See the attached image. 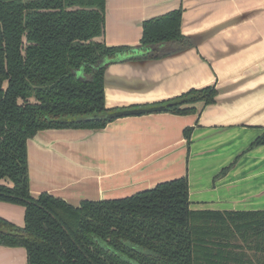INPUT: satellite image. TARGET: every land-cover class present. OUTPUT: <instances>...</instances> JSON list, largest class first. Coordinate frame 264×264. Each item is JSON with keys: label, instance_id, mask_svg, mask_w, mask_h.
<instances>
[{"label": "trees", "instance_id": "1", "mask_svg": "<svg viewBox=\"0 0 264 264\" xmlns=\"http://www.w3.org/2000/svg\"><path fill=\"white\" fill-rule=\"evenodd\" d=\"M181 14L143 22L140 47L190 45ZM104 29L105 0H0V202L24 209L21 228L0 218V246L24 249L26 264H264V211H193L186 176L77 207L47 193L31 197L26 145L36 133L190 115L194 104L215 101V87L206 86L105 108L103 62L132 48L107 47ZM263 144L261 136L251 146Z\"/></svg>", "mask_w": 264, "mask_h": 264}, {"label": "crops", "instance_id": "2", "mask_svg": "<svg viewBox=\"0 0 264 264\" xmlns=\"http://www.w3.org/2000/svg\"><path fill=\"white\" fill-rule=\"evenodd\" d=\"M177 9L190 45L141 48L143 22ZM103 39L132 48L103 62L105 108L154 104L206 86L215 87V101L194 104L190 115L36 133L26 145L31 197L47 193L77 207L186 176L193 211H264V144L251 146L264 136V0H105ZM23 215L0 202V218L21 228ZM0 264H26L24 249L0 246Z\"/></svg>", "mask_w": 264, "mask_h": 264}, {"label": "water", "instance_id": "3", "mask_svg": "<svg viewBox=\"0 0 264 264\" xmlns=\"http://www.w3.org/2000/svg\"><path fill=\"white\" fill-rule=\"evenodd\" d=\"M159 109H160V110H163V108H159ZM153 110H155V111H156V110H158V109H153Z\"/></svg>", "mask_w": 264, "mask_h": 264}]
</instances>
